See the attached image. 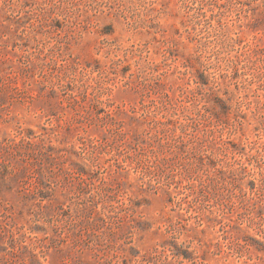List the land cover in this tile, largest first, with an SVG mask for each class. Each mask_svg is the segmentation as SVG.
Segmentation results:
<instances>
[{"label":"rangeland","instance_id":"1","mask_svg":"<svg viewBox=\"0 0 264 264\" xmlns=\"http://www.w3.org/2000/svg\"><path fill=\"white\" fill-rule=\"evenodd\" d=\"M0 264H264V0H0Z\"/></svg>","mask_w":264,"mask_h":264}]
</instances>
